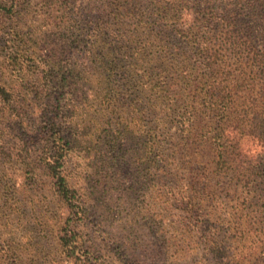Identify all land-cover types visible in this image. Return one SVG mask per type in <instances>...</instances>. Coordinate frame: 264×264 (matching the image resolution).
Segmentation results:
<instances>
[{"label":"trees","instance_id":"16d2710c","mask_svg":"<svg viewBox=\"0 0 264 264\" xmlns=\"http://www.w3.org/2000/svg\"><path fill=\"white\" fill-rule=\"evenodd\" d=\"M25 2L0 0V12L14 17ZM104 2L112 11L97 15L96 22L89 20V14L84 18L83 10L67 5L70 0L63 6L60 3L61 8L55 9L58 38L71 49L84 51L91 62L87 73L98 72L97 83L105 91L102 118L149 120L142 126L144 146L139 161L153 176L151 180L157 182L161 175L178 178L186 164L184 156L192 153L198 159L200 148L206 152L209 160L204 167H198L201 161L198 166L191 161L189 170L196 173L181 178L189 192L187 201H182L187 213L183 235L191 237L192 232H199L196 217L210 215L202 203L204 206L214 193L215 184L242 180L230 165L240 147L237 132L253 137L262 147V159L248 169L247 179L264 180V0ZM19 51L17 47L9 53L13 69L20 73L33 60L41 69L35 77L36 89L24 92L23 99L37 105L36 118L43 120V138L38 139L42 162L71 211L85 216L88 212L66 173L72 143L71 125L66 120H71L77 66L68 56L53 55L42 62ZM0 95L6 100L12 96L6 84L0 85ZM130 107L135 113L131 118ZM106 129L115 130L109 145L118 142L125 146L128 137H123L124 130L112 123ZM126 153L119 154L120 160L112 166ZM180 186L183 193L186 187ZM169 189L174 194L180 190ZM204 222L213 224L209 218ZM217 237L205 236L209 243L201 257H196L194 248L193 254L183 252L172 259L178 264L190 258L195 260L181 264H241L227 241ZM71 239L62 236L61 244L76 257L78 248Z\"/></svg>","mask_w":264,"mask_h":264},{"label":"rangeland","instance_id":"374dc122","mask_svg":"<svg viewBox=\"0 0 264 264\" xmlns=\"http://www.w3.org/2000/svg\"><path fill=\"white\" fill-rule=\"evenodd\" d=\"M65 1L61 0L62 6ZM59 4L26 0L14 17L0 12V85L6 84L12 93L7 100L0 95V264H88L87 259L90 264H178L172 258L183 252L193 254L194 248L197 258L203 256L209 243L205 236L211 234L226 240L241 264H264V180L247 179L248 169L262 159V147L253 137L236 133L240 147L230 165L242 180L215 184L214 193L202 203L210 215L197 216L199 232L185 237L182 222L187 224V213L182 201H187L189 192L181 178L196 173L189 170L191 161L196 166L201 161L198 167H204L209 160L206 152L200 148L198 159L192 153L184 156L188 166L183 165L178 178L161 175L157 182L151 180L153 176L139 161L142 126L149 120L131 118L132 107L131 120L102 118L105 91L97 83L98 72L87 73L91 62L84 51L71 49L58 38L55 9L61 8ZM67 5L83 10L84 18L89 14L92 22L112 11L104 0H70ZM17 47L20 54L31 53L38 61L68 56L77 66L71 120H66L72 142L66 173L88 212L85 216L71 211L42 162L38 139L43 138V120L36 118L37 105L23 99L24 92L36 89L35 77L41 69L35 60L20 73L13 69L9 53ZM109 123L125 131V146L109 145L110 136H115L114 129H106ZM125 152V158L112 166ZM180 185L186 187L183 193ZM169 188L180 190L174 194ZM207 218L216 225L214 229L204 222ZM66 235L78 248L76 257L61 244Z\"/></svg>","mask_w":264,"mask_h":264}]
</instances>
